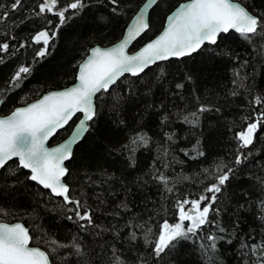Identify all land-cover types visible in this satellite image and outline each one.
<instances>
[{"label":"snow or ice","instance_id":"snow-or-ice-1","mask_svg":"<svg viewBox=\"0 0 264 264\" xmlns=\"http://www.w3.org/2000/svg\"><path fill=\"white\" fill-rule=\"evenodd\" d=\"M163 3L144 0L136 11L131 0H105L107 15L98 22L120 27L122 38L86 48L74 83L31 102L26 93L0 115V184H18L28 170L25 180L47 190L46 201L37 193L43 207L75 227L65 226L59 239L42 223L30 230L21 219L0 218V264H264V9L242 0H184L153 31L149 9ZM91 5L0 0V64L34 45L31 63H17L0 86V105L49 55L60 29ZM24 21L39 27L19 37ZM194 54L199 61L188 63ZM224 61L230 87L201 89ZM237 102L239 123L229 122L235 147L230 158L213 157L220 119ZM66 125L67 137L49 147ZM189 160L205 163L185 173ZM16 210L40 219L38 208L0 207L4 217ZM101 216L111 222H98Z\"/></svg>","mask_w":264,"mask_h":264},{"label":"trees","instance_id":"trees-1","mask_svg":"<svg viewBox=\"0 0 264 264\" xmlns=\"http://www.w3.org/2000/svg\"><path fill=\"white\" fill-rule=\"evenodd\" d=\"M183 1L184 0H164V3L161 4L160 7L154 6L150 11L153 17V31L160 30L165 23L166 15L169 10H173L174 6H177L178 3ZM25 2L29 6H34L35 0H25ZM143 2L144 0H131L133 8L136 11L139 9L135 6L137 4H142ZM242 2L256 10L264 9V0H242ZM104 4L105 0H92V5L88 9H86L80 16L70 20L60 29L59 37L55 40V47L50 50L49 55L45 59L41 60L35 66L33 73L22 83V85L8 96L7 102L0 105L1 114H6L12 107L16 106L19 98L26 93L28 94L27 102H30L39 97L43 91L57 87H65L73 83L77 72V62L81 60L86 48H90L93 43L107 45L122 37L119 34L121 31L120 27H116L112 30L111 26L105 28L102 26L103 22H98L100 16L107 15L106 10L104 9ZM23 15L24 13L22 11L17 13L19 19H23ZM132 15H134V12H130L127 19L130 20ZM120 23L126 27L124 19H122ZM38 27L39 25L35 22L24 21V23L20 24L17 29L18 36L26 37L33 29H38ZM139 43L140 41L137 39L132 49H136ZM33 47L34 45L27 47L24 52L18 53V57H11L4 64H0V86L3 85L4 79L10 74V72L15 69L17 63L23 62L24 60L31 63L32 56L34 55ZM237 51L241 52V54L246 57L249 50L246 48H237ZM199 59L200 56L194 54L188 63L191 64L193 61H199ZM248 71L251 72L252 69L249 68ZM257 71H260L259 66H257ZM125 76L127 77L128 74ZM230 77L231 64L227 61L217 62L212 69V75L206 77V79L201 82V89L210 88L218 90L225 86L230 87ZM257 80H260L259 76L257 77ZM244 114L248 113L245 111ZM216 115L218 114H210V116L213 117ZM240 115L241 110L239 108V102L225 108L223 117L220 119L221 127L213 138V157L220 155L228 156L230 158L235 143L233 141L232 129L229 122L235 120L239 123ZM129 118H131V113H129ZM154 121L155 117L153 116L149 123L154 126ZM100 123L102 126H107L109 118L107 116H101ZM69 132V126L61 129L52 138L50 144L63 140ZM262 143H264V141H262ZM257 147H261V144H258ZM74 149L79 153L80 146L76 145ZM147 157V152L141 153L142 160ZM260 159L261 156L258 154L256 156V163H259ZM202 163L205 162L202 160L196 162L189 160L188 167L184 169L185 173L198 170V165ZM248 167L253 168L254 165L249 164ZM179 170L178 167L177 171ZM27 171L28 170H21L19 177L21 182L18 184L9 187H4L3 184H0V207H7L10 209L38 208L40 219L36 220L33 217L28 216L24 211L19 210L13 211L10 217H4L3 213H0V218L6 219L8 222L21 219L26 226H30V230L32 226L42 223L49 229V231L57 230V237L59 239L65 238L67 235L66 227L71 228L73 231H75V227L68 221L62 223L57 218V213L51 211L50 207H43V201L37 197V193L43 190L45 192L44 201H46L48 198L47 190L43 189V187L36 182L25 180L24 173ZM246 179L247 177L238 176L237 182ZM233 187H235V184ZM181 190L184 191L186 189L182 187ZM152 191L154 192L155 189H152ZM140 198L142 197H138V199ZM98 222L109 223L111 220L110 218L106 219L104 216H101L99 217ZM34 235H40V232L37 230L34 232ZM45 239L47 238L45 237ZM39 246L46 249L44 243H40Z\"/></svg>","mask_w":264,"mask_h":264},{"label":"water","instance_id":"water-1","mask_svg":"<svg viewBox=\"0 0 264 264\" xmlns=\"http://www.w3.org/2000/svg\"><path fill=\"white\" fill-rule=\"evenodd\" d=\"M183 2H184V1H183ZM181 3H182V2H181ZM151 9H152V8H151ZM151 9H149V12L151 11ZM173 10H174V9H173ZM165 22H166V20H165ZM121 38H122V37H121ZM121 38H120V39H121ZM138 39H139V38H138ZM115 42H116V41H115ZM115 42H112V43H115ZM135 42H136V41H135ZM135 42H134V43H135ZM134 43H133V45H134ZM133 45H130V49H131V50H133V49H132V48H133ZM101 46H105V45H101ZM134 50H136V49H134ZM134 50H133V51H134ZM77 71H78V69H77ZM125 75H127V74H125ZM74 82H75V81H74ZM74 82H73V83H74ZM71 84H72V83H71ZM69 85H70V84H69ZM69 85H68V86H69ZM65 87H66V86H65ZM61 88H63V87H61ZM37 98H39V97H37ZM37 98H36V99H37ZM30 102H31V101H30ZM6 114H7V113H6ZM6 114H1V113H0V115H6ZM66 126H67V125H66ZM66 126H64V128H65ZM60 130H61V129H60ZM60 130H58V131H60ZM56 134H57V133H56ZM56 134H54V136H55ZM54 136H53V137H54ZM53 137H50V138H49V141H48V145H49V147H52V146H54V145L56 144V143L50 144V142H51V140H52ZM66 137H67V136H66ZM66 137H65V138H66ZM65 138H64V139H65ZM61 141H62V140H61ZM61 141H59V142H61ZM59 142H57V143H59ZM75 146H76V145H74V148H75ZM42 187H43V186H42ZM13 222H14V221H13ZM30 243H31V242H30ZM41 248H42V247H41Z\"/></svg>","mask_w":264,"mask_h":264}]
</instances>
